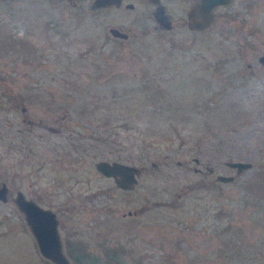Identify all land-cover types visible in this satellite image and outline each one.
<instances>
[{
    "label": "rangeland",
    "instance_id": "374dc122",
    "mask_svg": "<svg viewBox=\"0 0 264 264\" xmlns=\"http://www.w3.org/2000/svg\"><path fill=\"white\" fill-rule=\"evenodd\" d=\"M249 4L236 0L223 10L241 14L219 12L195 31L180 0L170 29L153 28L143 2L93 9L89 0H0V40L14 39L0 44V184L10 191L0 200V264H54L13 200L18 189L57 211L70 258L86 249L100 264L109 251L120 255L111 264H264L263 192L248 197L264 169V0ZM113 25L128 37L113 36ZM146 80H163L187 105L180 133L162 121L167 140L143 145L153 134L132 118L151 114L135 98L138 113L114 107L113 143L90 138V101ZM236 100L252 113L227 123L209 115L211 105L225 114ZM101 158L141 166L136 186L117 187L95 167ZM227 160L252 166L236 173Z\"/></svg>",
    "mask_w": 264,
    "mask_h": 264
},
{
    "label": "trees",
    "instance_id": "16d2710c",
    "mask_svg": "<svg viewBox=\"0 0 264 264\" xmlns=\"http://www.w3.org/2000/svg\"><path fill=\"white\" fill-rule=\"evenodd\" d=\"M10 39L11 37L9 36H3L1 37L0 44H3V42L10 44V41L14 40V39L12 40ZM19 41L23 46L24 44L28 43L24 38ZM0 47H2V45ZM160 81L163 80H159V81L156 80V82H154L153 80H146L144 82L133 84L129 87L119 86L117 87L116 90L112 91L110 96L116 98L111 100L106 99V96L103 94H99L95 96L90 101L92 103V109L89 107V121L93 124L95 123V129L93 130V133L91 134L90 138H93L95 140H100L103 142L107 141L108 143H113L109 138L115 137L113 136V134H116V132L118 131L116 127L119 125L115 123L116 117H112L114 113L113 112L114 107L116 106L117 102L118 104L120 102V104H125V108L130 112L132 111L138 113L139 110L136 111L135 106L134 107L132 106V101L135 98L140 99V101L142 100L139 108L142 109L143 112L147 113V115L151 114L150 118L149 117L132 118L136 120V122H133L135 124L137 123L136 128L143 131H149V133L153 134L152 138L143 136L144 137L143 140L145 141L143 145H145L146 143L147 145L149 144L158 145V144H162L164 140H167V138L163 137L159 133L160 132L159 129L162 128L161 124L163 123L164 125L169 124V127L172 126L173 130H175L179 134L181 131L179 124L180 123L184 124V122H186L185 120L188 118L187 114L189 110L188 111L186 110L187 105H184L181 102L175 103L174 100L171 98V96H169L170 93L169 86L167 85L164 86V84L162 85ZM91 88L92 87H89V90ZM90 95L91 93H89V96ZM233 103L236 105V107L231 106V104ZM147 104H152L154 106L150 108L151 110H149ZM219 104L211 105L210 108L212 107V109H208V111L210 116L212 115V117L218 120L219 118L222 119L219 121L223 123H227L230 121L234 122V120L239 116L242 117L244 115L252 113L253 111L250 109L249 110L244 109L245 106H243L242 101L236 100L230 102L226 107H223L225 108V114H222L221 112L222 109L215 112L216 106ZM98 108H103V109L106 108L108 109V112L105 113L104 116H102V114H99L98 117H96L94 116L93 112H96V109ZM82 111L84 112V110ZM208 123L210 124L209 121L207 122V124ZM149 133H147L148 136L150 135ZM145 155H147L146 152ZM141 157L139 156L140 159ZM248 186H249V191L251 192L250 193L251 196H248L249 193H247L248 197L258 195V190H261L263 192L262 199H264V169H262L259 172V175L256 176V181L251 180L248 182ZM80 251L81 252L79 254L75 255L71 253L72 252L71 250H69L71 258L76 264H100V259L93 258L92 256L89 257L90 253L87 252L86 249H82ZM261 252L263 253V250ZM106 255H108V257L105 259V264H111L110 261L112 260L111 259L112 256H116L117 257L116 259L120 257L119 253L113 254V252L110 253V251L109 253L107 252ZM47 261L51 262L48 259Z\"/></svg>",
    "mask_w": 264,
    "mask_h": 264
},
{
    "label": "water",
    "instance_id": "95a60500",
    "mask_svg": "<svg viewBox=\"0 0 264 264\" xmlns=\"http://www.w3.org/2000/svg\"><path fill=\"white\" fill-rule=\"evenodd\" d=\"M227 1L229 0L196 1L188 13V26L197 30L209 27L215 19L213 7L218 3ZM107 3L108 0H93L91 7L97 8ZM155 18L158 23L157 27L170 28L172 26L171 19L165 15L162 9H158ZM108 30L114 36H127L126 32L119 26H110ZM259 61L264 63V54L259 56ZM226 164L235 167L236 173L252 166V162L246 160H227ZM95 167L102 174L112 177L115 185L124 190H131L136 186L138 176L142 170V167L135 163L105 158L98 159L95 162ZM233 178V174L217 173L215 175V179L218 181H231ZM9 195L8 185L5 181H2L0 184V200L7 201ZM179 195V193L176 194V196ZM13 200L22 212L26 225L32 233L42 256L54 264H72L71 258L64 250V242L58 229L59 217L57 211L41 205L31 197H27L20 189L16 191ZM127 213L131 214L132 211L128 210Z\"/></svg>",
    "mask_w": 264,
    "mask_h": 264
},
{
    "label": "flooded vegetation",
    "instance_id": "af4514ba",
    "mask_svg": "<svg viewBox=\"0 0 264 264\" xmlns=\"http://www.w3.org/2000/svg\"><path fill=\"white\" fill-rule=\"evenodd\" d=\"M49 1H55V0H49ZM78 1H81V0H73V1H70V2H73L74 4H77ZM89 1H90V8H92L91 4H92L93 0H89ZM173 1H175V0H108V3L106 5H103V6H116V7H124L126 9H134L137 6L138 3L143 2V4L146 5V7H144V9L146 10V13L149 14L150 16H152L153 20L155 21L152 24V27L155 28V29H170V28H172L174 26L173 19H172V14H173L172 13V11H173L172 9H174L173 8V6H174L173 5ZM180 1H182V12L186 14V17H187L186 24L188 26V13L191 11V9H192L193 5L195 4V2L196 1H201V0H180ZM234 1H236V0H229L227 2L218 3L217 5H215V7H213V11L215 13V18H216V15L219 12H221V14L226 13L229 16H232V15L233 16H236V15L238 16L239 14H241L242 12L235 11V10L234 11H232V10L224 11L223 10L224 7L228 6L229 4H231ZM241 1L245 3V6L247 8V7L250 6L249 1H252V0H241ZM103 6H100V7H103ZM158 9H162L164 11L165 15L169 16V18L171 19L172 26L170 28L157 27L158 23H157L156 18H155V13L158 12ZM214 21H215V19H214ZM214 21H213V23H214ZM119 27H121V26H119ZM209 27H207V28H209ZM207 28H205L203 30H206ZM190 29L195 30V31H203V30H197V29H193V28H190ZM128 30H130V29H128ZM124 32H126V31H124ZM126 34H127L126 37H128V33L127 32H126Z\"/></svg>",
    "mask_w": 264,
    "mask_h": 264
}]
</instances>
